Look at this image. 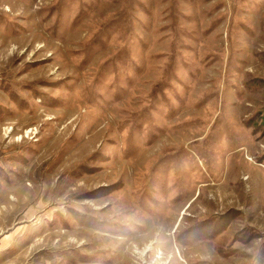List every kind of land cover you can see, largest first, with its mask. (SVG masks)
<instances>
[{
    "label": "rangeland",
    "instance_id": "obj_1",
    "mask_svg": "<svg viewBox=\"0 0 264 264\" xmlns=\"http://www.w3.org/2000/svg\"><path fill=\"white\" fill-rule=\"evenodd\" d=\"M0 264H264V0H0Z\"/></svg>",
    "mask_w": 264,
    "mask_h": 264
}]
</instances>
